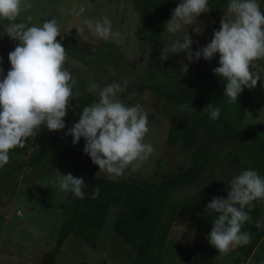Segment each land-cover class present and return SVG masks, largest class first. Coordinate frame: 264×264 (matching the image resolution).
I'll use <instances>...</instances> for the list:
<instances>
[{
	"label": "rangeland",
	"instance_id": "rangeland-1",
	"mask_svg": "<svg viewBox=\"0 0 264 264\" xmlns=\"http://www.w3.org/2000/svg\"><path fill=\"white\" fill-rule=\"evenodd\" d=\"M182 2L175 0L173 9ZM27 3L32 7L23 10L15 22L42 26L45 20L56 19L59 25L63 47L68 52L64 67L74 77L75 82L70 81L74 97L79 93L78 97L70 98L67 113L83 94L90 92L89 85L93 82L100 87L91 93L99 97L103 87L114 82L125 87L124 82L127 81L125 90L117 93V99L127 106L139 104L147 113L149 131L144 143L150 144L154 151L135 170L129 166L122 176L112 178L116 186L102 219L97 225H89L65 209L68 191H60L57 181L61 174L69 172L53 169L48 164L34 168L27 166L26 160L38 128L35 129L34 135L27 139L25 152L20 154L11 150L9 163L0 168V264H42L45 254L57 248L60 225L68 221L72 223L71 231L58 247L55 264H133L134 248L112 228L125 184L176 174L189 165L191 158L190 150H182L167 142L170 124L180 115L177 104L166 102L151 86L181 93L184 77L191 76L198 61L194 53L211 42L214 31L220 28L227 6L215 14L210 11L201 13L192 24L183 26L176 33L165 30L164 49H169L168 56L177 68L175 71L166 60H161L162 48L149 43L139 11L131 0H27ZM257 3L264 12V0H257ZM80 5L86 10L77 16L75 13ZM104 17L111 21L113 32L121 34L122 44L97 39L87 29L85 21H102ZM171 18L172 13L169 20ZM10 23L0 20V65L8 69L11 68L8 54L19 43L6 33ZM186 34L192 40V60L187 59V50L170 52L171 45L182 41ZM199 60L213 68L218 67L219 53L211 60L203 57ZM255 65L253 71L258 72L261 79L254 88L245 87L240 95L248 101L245 126L264 139V60L255 61ZM221 83L226 88L227 81L222 77ZM233 110L232 105H227L225 117L235 124ZM218 141L209 168L195 185L174 190V199H200L208 204L214 197L226 199L230 180L242 171L250 169L259 175L264 174L258 147L245 136L235 142L221 136ZM98 172L99 166L95 174ZM97 176L111 178L106 173ZM245 210L248 211L247 208ZM204 221L203 211H178L158 264H190ZM260 221H264V204ZM251 224L250 218L241 229L251 234V242L220 253L214 264H264V227L251 232ZM246 250L250 251L247 258L243 256Z\"/></svg>",
	"mask_w": 264,
	"mask_h": 264
},
{
	"label": "clouds",
	"instance_id": "clouds-1",
	"mask_svg": "<svg viewBox=\"0 0 264 264\" xmlns=\"http://www.w3.org/2000/svg\"><path fill=\"white\" fill-rule=\"evenodd\" d=\"M208 5L209 0H183L173 9L165 30L168 33L182 30L201 13L208 12ZM31 7L27 0H0V20L12 22L6 33L19 41L8 54L11 68L0 79V168L9 163V152L16 147L23 148L41 125H46L49 131L64 129L70 98L79 96L76 93L74 97L70 84V81L75 82L74 77L64 67L68 52L57 40L62 35L57 20H45L42 26L15 22L23 10ZM85 10L80 5L75 15ZM31 19L29 16L28 20ZM85 23L97 39L123 43V37L113 32L107 17ZM191 45L192 40L186 34L182 41L171 45L170 52L187 50V59L192 60ZM168 52V48L162 51L161 60L168 59ZM217 53L219 66L213 72L227 81L224 91L227 103H237L243 89L254 88L261 79L260 74L253 71L255 61L264 60V12L257 0H230L219 30L214 31L211 42L197 50L194 56L197 60L201 57L211 60ZM2 72L0 68V74ZM99 87L93 82L88 90L95 93ZM125 87L115 82L103 87L98 93V102L85 106L79 121L65 133L73 137V144L81 137L85 139L84 153L99 166L96 176L106 173L111 178L120 177L129 166L135 170L154 151L150 144L144 143L149 131L147 113L139 104L127 106L117 99V93L123 92ZM183 107L188 108L186 104ZM203 111L216 120L221 110L209 104ZM57 182L60 191H70L74 198H85L83 177L61 174ZM229 186L226 199L214 197L205 209L206 213L216 215L207 239L221 254L251 242V234L241 229L250 220L253 202H264V177L255 170L242 171L230 180ZM99 192L96 186L91 198H98ZM255 226L264 227V221H256Z\"/></svg>",
	"mask_w": 264,
	"mask_h": 264
},
{
	"label": "trees",
	"instance_id": "trees-1",
	"mask_svg": "<svg viewBox=\"0 0 264 264\" xmlns=\"http://www.w3.org/2000/svg\"><path fill=\"white\" fill-rule=\"evenodd\" d=\"M131 1L139 11L149 43L162 48V53L165 24L171 16L175 0ZM229 3L230 0H209V11L215 14ZM57 40L63 45L61 36H58ZM166 61L172 70H177L170 56ZM0 68L3 69L0 79H3L10 69L1 65ZM213 69L205 61L198 60L191 76L184 77V86L180 94L164 87L151 86L166 102L177 104L180 115L170 124L167 142L177 145L182 150H190L191 158L189 165L176 174H169L160 179H138L125 184L112 228L116 235L134 248L133 264L159 263L173 218L183 209L203 211L205 214L202 234L196 243L190 264H214L220 253L208 242L207 236L216 215L205 212L207 204L204 200L187 198L177 200L172 193L176 189L197 183L212 163L221 136L230 142L245 136L253 142L261 154V169L264 173V139L257 132L248 130L244 124L248 101L239 94L237 103H227L221 77L214 74ZM98 100L99 97L91 92L83 94L64 117L66 126L62 130L49 131L46 125H41L35 132L32 150L26 160L30 168L48 164L53 169L69 172L74 177H83L86 185L82 189L85 198H74L73 193L68 191L65 209L89 225H97L102 219L116 181L96 176L98 165L94 164L91 157L83 151L85 139L81 137L78 143L73 144V137L65 133L79 121L83 108ZM185 104L188 106L187 109L183 107ZM209 104L221 110L218 119H210L209 113L203 111ZM227 105L234 108L235 124L225 117ZM75 116L77 118L73 120ZM27 143L28 140L23 148L16 147L12 151L24 153ZM260 176L264 177V174ZM96 186L100 189L99 196L92 199ZM263 204L262 201H254V206L248 210L252 219L249 227L251 232L256 230V221L261 220ZM71 225L70 221L60 225L56 238L57 248L45 254L42 264H55L58 247H61L69 236ZM249 253L250 251L246 250L243 256L247 258Z\"/></svg>",
	"mask_w": 264,
	"mask_h": 264
},
{
	"label": "crops",
	"instance_id": "crops-1",
	"mask_svg": "<svg viewBox=\"0 0 264 264\" xmlns=\"http://www.w3.org/2000/svg\"><path fill=\"white\" fill-rule=\"evenodd\" d=\"M248 263H249V262H248ZM248 263H247V264H248Z\"/></svg>",
	"mask_w": 264,
	"mask_h": 264
}]
</instances>
